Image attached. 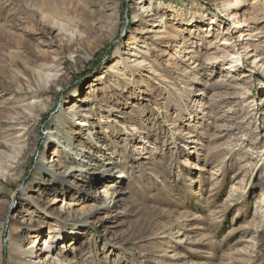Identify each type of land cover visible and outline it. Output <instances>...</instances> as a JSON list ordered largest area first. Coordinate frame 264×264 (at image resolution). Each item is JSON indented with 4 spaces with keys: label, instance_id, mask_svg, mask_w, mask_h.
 <instances>
[{
    "label": "rangeland",
    "instance_id": "rangeland-1",
    "mask_svg": "<svg viewBox=\"0 0 264 264\" xmlns=\"http://www.w3.org/2000/svg\"><path fill=\"white\" fill-rule=\"evenodd\" d=\"M28 1L89 58L0 0V123L32 126L0 150V264L15 235L51 263L264 264V0ZM55 58L62 85L36 89L22 66Z\"/></svg>",
    "mask_w": 264,
    "mask_h": 264
},
{
    "label": "bare ground",
    "instance_id": "bare-ground-1",
    "mask_svg": "<svg viewBox=\"0 0 264 264\" xmlns=\"http://www.w3.org/2000/svg\"><path fill=\"white\" fill-rule=\"evenodd\" d=\"M23 1L28 4L32 13H38L40 15V18L37 19L38 23L39 22L40 23L41 22L46 23L52 29L57 30L58 32L65 34V37L62 36L61 38H59V40H60V42H62L61 44L63 46H65L68 50L71 51L70 53L72 55L73 54L75 55L77 53L76 58L71 60L72 62L75 63V65L77 63H82V62L88 60L89 55H86L83 57H81V55H79V53L81 52V47H80L81 41L78 40V31L77 30H74L73 32H69V28L64 26L62 23L53 22L52 21L53 17L50 14H48L49 10L45 6V4L38 5L37 3L34 4L33 2H30L28 0H23ZM109 2H112V5ZM118 4H119V0H106L105 3H103L102 6L100 7V10H106V9H111L113 7H118ZM153 4H154V2L151 1V3L148 2L146 5H144L143 10L146 11L145 13H146L147 17H150L152 15L151 12L155 9L153 7ZM53 5H55V4H53ZM75 6H77V5H75ZM49 8H51L50 10L52 12L55 11V7L51 6ZM177 11H182V9L177 8ZM181 18L178 17V19H181ZM158 25L159 24H154L155 27H157ZM196 31H199V30L195 29L192 32H196ZM27 45L28 44H25L26 47H27ZM30 45H32V43H30ZM54 60H55L54 64L41 63L38 66H31L32 73L30 72L31 69L28 70L26 66H22L23 67L22 71L25 70L28 72V74H30L29 75L30 81L34 82V86L36 89L45 90V89H48V87L52 88L53 84L62 85V82L64 81L65 73L61 69H59V67H60L59 61L60 60L58 58H55ZM115 67L116 66H114V68ZM112 70H113V72L116 71L114 69H112ZM15 82H17V79ZM10 86L12 88L14 85L12 84ZM24 102H26V103H24ZM51 104H52V99H51L50 103H48V99H47L46 103L40 108V110L46 109L47 107L51 106ZM13 105H14L13 107H16V108H23L25 110H28V109H32L34 104L32 103V101L27 102V100L22 99L20 101L13 102ZM63 116L65 118H68V120H69V118H70L69 116H71V114L68 112V113H66V115H62L60 113L58 116L60 123H64V121H65V118H62ZM84 124H87V122L83 121L82 123H78L79 128H81V126H84ZM17 125H21V127L17 128ZM31 127L29 124H27V125H25V124L24 125H22V124L8 125L5 123H0V150L3 147L8 148L9 145L12 146V144L14 143L10 139H8V137H11V135H14L11 137L12 139L19 138L21 135L17 136V133L26 132V129H28V128L30 129ZM98 135H99V132H98ZM97 140L99 142H102V141L105 142L106 139H104L103 137H100V135H99L97 137ZM83 144H87V140H85L83 142ZM90 148H92V147H90ZM4 151L5 150H2L0 152H2V154H3ZM102 151H103V148L100 147L99 152H102ZM2 154L0 153V158L1 159L5 158L4 161L11 159L10 155L7 154L5 156L3 154V156H2ZM0 177H5V174L2 173L1 171H0ZM115 193L117 194L116 198L120 197V195L122 194L121 190H117ZM70 212H71V210H70ZM63 220H66V218H64ZM12 222H13V227L15 230L23 228V227H29V228L34 227L36 229V231L38 232L36 236L39 237L41 235L40 225H38L36 222H33L31 219L30 220L14 219V220H12ZM49 234H50V238H52V240L55 239L54 235L51 236L52 232H50ZM59 235H60L59 237L62 236V238H64L63 232H62V234H59ZM65 239H66V237H65ZM59 240H61V238H59ZM45 243H47V244L45 245ZM53 243H54V240L52 243H50V242H46V239H45L44 243L41 245V248H40L42 250V252L40 253V255L35 254L36 256L39 255L38 257H34L33 255L30 254L29 250L25 249V243L23 241V238L19 237V235H15V237L12 238L10 240V243H9V250L11 252L9 262H10V264H26V263L27 264H59V262H62V264H65V261H63V259L59 256H57L58 257L57 262H54V263H51L49 260L48 261L43 260V257L45 254L50 255L52 253V251L54 250Z\"/></svg>",
    "mask_w": 264,
    "mask_h": 264
}]
</instances>
